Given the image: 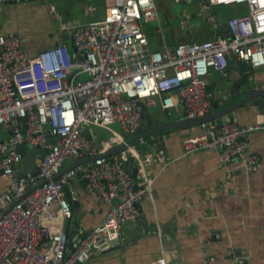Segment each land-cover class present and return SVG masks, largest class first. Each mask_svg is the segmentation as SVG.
Here are the masks:
<instances>
[{"label": "built area", "instance_id": "built-area-1", "mask_svg": "<svg viewBox=\"0 0 264 264\" xmlns=\"http://www.w3.org/2000/svg\"><path fill=\"white\" fill-rule=\"evenodd\" d=\"M4 1L0 0V127H10L12 135L9 140L0 138V169L11 179L10 188L0 193V264H86L95 253L126 241L123 227L137 219L139 204L153 194L156 177L150 169L173 162L159 147L146 151L128 145L142 126L146 101L159 97L167 116L180 106L190 118L205 116L212 106L206 79L211 71L227 75L231 59L264 67V0H171L209 8L243 5L246 11L218 19L219 28H229L227 34L162 50L150 47L145 32V25L158 19L156 0H114L103 19L70 27L75 52L60 44L36 57L29 54L23 35L3 32ZM21 118H26L25 125ZM201 126L207 132L187 137L186 153L218 150L226 166L241 158L248 171L259 170L260 161L250 152V135L264 129V122H224L209 130ZM96 127L111 134L98 142L83 134ZM22 144L46 149L39 174L23 175L15 169L23 159ZM124 144L127 147L119 153L102 157ZM85 157L97 158L25 196L40 181ZM129 160L138 169L136 175L124 167ZM76 178L85 181L87 191L108 211L71 247L66 222L79 198L68 194L67 185ZM237 260L252 264L245 253ZM157 264L186 263L161 258Z\"/></svg>", "mask_w": 264, "mask_h": 264}, {"label": "crops", "instance_id": "crops-1", "mask_svg": "<svg viewBox=\"0 0 264 264\" xmlns=\"http://www.w3.org/2000/svg\"><path fill=\"white\" fill-rule=\"evenodd\" d=\"M113 3L114 0H5L1 27L5 34L23 35L31 56L60 44L73 51L70 27L103 19ZM156 3L158 19L145 25L153 50L212 40L224 32L208 18L200 22L197 16L202 7L197 2L156 0ZM220 8L226 13L221 20L246 11L243 5ZM206 33L211 36H200ZM239 64V70L230 65L224 77L244 79L264 87V67L254 68L245 61ZM220 75L211 71L206 78L209 86ZM219 90L220 87L213 94L217 96ZM2 97L0 89V100ZM146 102L153 118L166 120L159 97ZM180 112L181 106L173 119L178 120ZM237 118L242 125L260 124L264 122V113L255 107L241 109ZM113 128L120 130L118 124ZM97 129L93 128L99 140L110 135H101L104 128ZM206 132L200 125L163 134L165 150L173 162L166 167L155 164L150 169L156 177L153 194L141 201L137 219L123 227L126 241L95 253L86 264H157L161 258L186 264H237L238 256L243 253L249 255L252 264H264V129L250 135V152L261 164L253 172L247 170L241 158L226 166L218 150L186 153L185 139ZM0 135L5 137L3 140H9L11 128L0 127ZM136 145L146 151L161 148L160 142L151 137ZM10 186L11 179L0 175V193ZM67 192L79 198L74 205L75 225L72 218L66 222L71 244L75 245L76 236L83 237L104 220L108 207L87 191L85 181L80 178L67 185Z\"/></svg>", "mask_w": 264, "mask_h": 264}, {"label": "water", "instance_id": "water-1", "mask_svg": "<svg viewBox=\"0 0 264 264\" xmlns=\"http://www.w3.org/2000/svg\"><path fill=\"white\" fill-rule=\"evenodd\" d=\"M198 16H202L204 18L210 19V21L214 24L216 28H218V18L216 14V8H209L208 6H204L201 8V11L198 13ZM225 32H229V28H224ZM74 45V44H73ZM73 51H76V47L73 46ZM232 67L236 68L237 70L240 69L239 61L231 62L230 64ZM220 87V90L218 92V95H214L213 92ZM209 93L212 94L210 97L212 101V106L210 109V113H208L205 116L200 117H194L190 118L186 114V108L185 106H181V112L179 113L180 118L178 120L176 119H168L163 120L160 118H153L150 114L149 108L147 106H144V114H143V121L142 126L138 130L137 135L132 136L128 140V145H134L140 142L142 139H148L151 137V139H157L160 144L161 148L165 151V154L167 157L168 153L164 144V137L163 134L166 131L175 130L178 128H184V127H194V126H200L205 125L208 130L210 128V125L217 124V126L222 125L224 122H237L238 118V111L241 109H250L252 107L258 108L259 111L264 113V87L258 86L256 83H252L251 81H247L244 79H232L230 77H224V74L221 73L217 81L214 82L211 86H209L208 89ZM167 116V115H166ZM173 115L167 116L171 117ZM24 125L26 124V118L20 119ZM11 127H13V124H11ZM47 133L49 136H51L50 129L48 126L45 127ZM84 135L89 136L90 138L94 139L96 142L99 141V136L95 133L93 128H87L83 132ZM208 134L211 135V131H208ZM127 147V144L117 146L103 154L102 157H109L113 154L119 153L121 150L125 149ZM19 150L23 155V159L21 162L15 165V169L23 174V175H35L39 174V167L42 162L43 154L46 153V149H41L39 147H31L27 144L19 145ZM97 157H85L81 158L77 161L72 162L71 164H68L65 166L61 171L54 176H52L50 179H45L43 181H40L38 184L34 185L27 193L28 195L35 190H37L39 187H41L43 184L47 183L50 180H56L58 179L62 174L70 171L71 169L76 168L77 166L81 164H85L90 161H94ZM124 167L131 170L134 175L137 174V167L134 166L133 161L129 160L126 161L124 164ZM3 170L0 169V175H3ZM17 201H14L11 205L13 207ZM78 203H75L76 206ZM140 206V204H139ZM7 211H5L6 213ZM72 224L75 225L76 221V212L74 213V216L72 217ZM86 234L83 235V237ZM82 236H76L74 241L75 243H79L82 238ZM238 264V263H237Z\"/></svg>", "mask_w": 264, "mask_h": 264}, {"label": "rangeland", "instance_id": "rangeland-1", "mask_svg": "<svg viewBox=\"0 0 264 264\" xmlns=\"http://www.w3.org/2000/svg\"><path fill=\"white\" fill-rule=\"evenodd\" d=\"M216 14H217V18L219 19V20H221V19H223L224 17H226V13H224V10H222L220 7H217L216 8ZM197 18L198 19H200V22H202L205 18L204 17H202V16H197ZM200 36H202L203 38H206V37H210L211 36V34L210 33H206V34H202V35H200ZM205 40V39H204ZM72 41V40H71ZM206 41V40H205ZM73 43V42H72ZM230 77V76H229ZM207 79H208V77H206ZM174 118V115L173 116H171L170 118L169 117H167L166 116V120H168V119H173ZM101 128H98L97 129V131H99ZM101 132L102 133H104V134H102L101 133V135H109V134H111V132L109 131V130H107V129H102L101 130ZM1 136V138L3 139V138H5L3 135H0ZM139 143V142H138Z\"/></svg>", "mask_w": 264, "mask_h": 264}, {"label": "trees", "instance_id": "trees-1", "mask_svg": "<svg viewBox=\"0 0 264 264\" xmlns=\"http://www.w3.org/2000/svg\"><path fill=\"white\" fill-rule=\"evenodd\" d=\"M238 15V14H237ZM223 33V32H222ZM102 137V136H101ZM73 244H71V246H72Z\"/></svg>", "mask_w": 264, "mask_h": 264}]
</instances>
